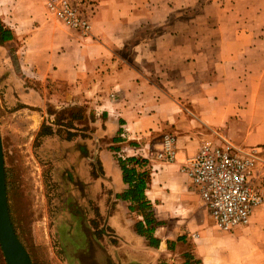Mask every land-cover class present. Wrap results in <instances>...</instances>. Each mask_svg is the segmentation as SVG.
Listing matches in <instances>:
<instances>
[{
  "label": "crops",
  "instance_id": "0c3cea01",
  "mask_svg": "<svg viewBox=\"0 0 264 264\" xmlns=\"http://www.w3.org/2000/svg\"><path fill=\"white\" fill-rule=\"evenodd\" d=\"M76 1L94 7L91 35L51 24L11 29L0 60L12 52L18 63L3 83L7 95L29 107L88 106L107 116L97 135L116 150H97L92 178L102 185L96 199L107 212L101 224L110 252L123 264H264V208L246 227L213 232L209 210L180 171L204 142L226 139L257 150L254 175L264 185V0ZM165 20L172 21L166 31L158 27ZM120 42L133 59L118 58ZM164 134L176 138L174 163L149 154ZM119 148L149 175L144 199L124 198L129 185ZM76 225L70 232H84L89 248L95 239L104 246L92 223ZM84 258L98 264L94 248L91 260Z\"/></svg>",
  "mask_w": 264,
  "mask_h": 264
},
{
  "label": "rangeland",
  "instance_id": "374dc122",
  "mask_svg": "<svg viewBox=\"0 0 264 264\" xmlns=\"http://www.w3.org/2000/svg\"><path fill=\"white\" fill-rule=\"evenodd\" d=\"M0 6L4 8L0 10V13L4 11L3 24L13 31L30 32L35 24L63 27L46 15L44 0H0ZM171 23L165 20L158 27L166 31ZM128 41L134 49V37ZM116 53L122 61L133 59L130 47L125 53L122 42L117 45ZM10 55V58L0 60V130L8 207L17 237L34 264L88 263L83 257L92 258L93 248L98 264H123L124 260L109 250L111 245L106 238L105 226L101 224L106 225L107 212L103 209V200L96 199L97 187L102 185L92 178L93 171L98 172L94 163L97 150L104 153L113 148L107 147V137L97 135V129L104 127L107 116L90 113L88 106H81L85 116L70 117L69 112L63 116L62 108L51 105L34 108L16 101L7 95L3 83L18 63L12 52ZM58 118L65 121L60 122L63 124L70 121L77 136L71 141L52 136L39 142L37 135L42 125L56 122ZM97 141L100 147H93V142ZM112 156L118 157L117 154ZM99 163L103 169V162ZM211 221L213 232L219 231L212 218ZM84 222L92 223L96 227L95 233L101 232L107 243L102 246L95 239L90 248L87 244L88 252L80 254L76 248L87 246L85 234L80 230L71 233L70 230L76 228V223ZM0 264H7L5 257L0 256Z\"/></svg>",
  "mask_w": 264,
  "mask_h": 264
},
{
  "label": "built area",
  "instance_id": "2783aa9c",
  "mask_svg": "<svg viewBox=\"0 0 264 264\" xmlns=\"http://www.w3.org/2000/svg\"><path fill=\"white\" fill-rule=\"evenodd\" d=\"M44 8L59 25L86 37L91 35L92 4L44 0ZM125 151L120 152V158H126ZM149 154L158 161L174 163L178 155L175 136L164 134L160 148ZM258 154L255 148H241L226 139L219 145L207 141L181 165L180 171L188 177L221 232L232 233L248 226L255 211L264 208V185L254 175L260 162Z\"/></svg>",
  "mask_w": 264,
  "mask_h": 264
},
{
  "label": "trees",
  "instance_id": "16d2710c",
  "mask_svg": "<svg viewBox=\"0 0 264 264\" xmlns=\"http://www.w3.org/2000/svg\"><path fill=\"white\" fill-rule=\"evenodd\" d=\"M12 38L13 35L11 29L7 28L0 19V45H3L5 42L10 41ZM66 112H69L70 117H81L86 115V112L82 108L64 109L62 115L64 116ZM62 120L63 119L58 118L56 122L50 124L44 123L40 129V132L37 135L38 141L40 142L42 139L49 138L52 136H58L67 141H71L73 138H75L77 136V131L74 130L73 126L70 125V121L63 124L60 123ZM63 122L65 121L63 120ZM54 126H56L57 129H55ZM112 150L116 149L112 148ZM117 151L120 152L121 148H119ZM118 160L123 173V180L126 184L129 185V189L126 192V195L124 196L125 200L137 201L144 199L145 191L147 189V184L149 181V175L147 172H139V170L137 169L140 164V160L137 157H126L125 159L119 158ZM99 168V171L102 173L103 169L101 168V164H99ZM95 173L96 172L93 171V175H95ZM142 208L143 210H147L149 206L144 205ZM12 224L15 229L13 222ZM0 256L2 258L4 257L1 248Z\"/></svg>",
  "mask_w": 264,
  "mask_h": 264
},
{
  "label": "water",
  "instance_id": "95a60500",
  "mask_svg": "<svg viewBox=\"0 0 264 264\" xmlns=\"http://www.w3.org/2000/svg\"><path fill=\"white\" fill-rule=\"evenodd\" d=\"M0 245L7 264H33L12 224L6 191V174L2 133L0 130Z\"/></svg>",
  "mask_w": 264,
  "mask_h": 264
}]
</instances>
